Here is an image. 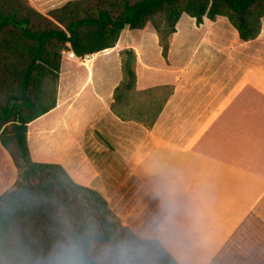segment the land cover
I'll list each match as a JSON object with an SVG mask.
<instances>
[{
  "label": "crops",
  "instance_id": "obj_1",
  "mask_svg": "<svg viewBox=\"0 0 264 264\" xmlns=\"http://www.w3.org/2000/svg\"><path fill=\"white\" fill-rule=\"evenodd\" d=\"M126 28L111 48L61 54L54 105L27 124L31 158L98 191L123 227L175 264H264V16L243 41L226 17L197 24L183 13L166 57L150 24ZM126 48L135 91L154 88L163 102L151 126L111 109ZM15 178L0 145V193Z\"/></svg>",
  "mask_w": 264,
  "mask_h": 264
},
{
  "label": "trees",
  "instance_id": "obj_2",
  "mask_svg": "<svg viewBox=\"0 0 264 264\" xmlns=\"http://www.w3.org/2000/svg\"><path fill=\"white\" fill-rule=\"evenodd\" d=\"M183 13L197 24L203 17H226L247 41L259 34L264 0H69L46 13L28 0H0V145L17 172L0 193V258L100 264L104 245L126 247L129 256L139 242L144 245L139 258H148L147 264H175L155 240L139 239L123 227L98 191L74 182L58 163L34 161L27 124L54 105L62 51L89 56L113 47L123 28L148 23L166 57ZM120 59L122 80L111 109L123 120L151 126L163 102L154 98V88L135 91L133 49L121 50Z\"/></svg>",
  "mask_w": 264,
  "mask_h": 264
},
{
  "label": "rangeland",
  "instance_id": "obj_3",
  "mask_svg": "<svg viewBox=\"0 0 264 264\" xmlns=\"http://www.w3.org/2000/svg\"><path fill=\"white\" fill-rule=\"evenodd\" d=\"M26 3V0H23ZM30 3L41 13H46L51 9H54L56 7H36L32 0H28ZM126 30L134 32L135 30H131L129 28H126ZM66 61L63 60L62 64H64ZM53 81V80H52ZM48 100L45 102L46 104L51 102L52 97L49 96L47 98ZM144 99V97H143ZM16 172V171H15ZM17 173V172H16ZM144 245L142 243H136L134 247L131 248V254L128 256L125 252L127 251L126 247L121 248L110 244L104 245L102 247L101 253L100 254V264H147L146 260L148 258H139L140 255H142V250H143ZM0 264H20L19 262L9 259L7 257L0 258Z\"/></svg>",
  "mask_w": 264,
  "mask_h": 264
},
{
  "label": "built area",
  "instance_id": "obj_4",
  "mask_svg": "<svg viewBox=\"0 0 264 264\" xmlns=\"http://www.w3.org/2000/svg\"><path fill=\"white\" fill-rule=\"evenodd\" d=\"M62 54L66 55L68 58L76 57L72 51H62Z\"/></svg>",
  "mask_w": 264,
  "mask_h": 264
}]
</instances>
